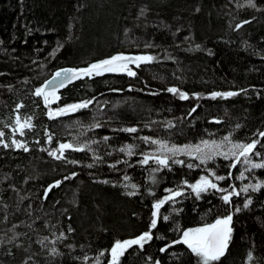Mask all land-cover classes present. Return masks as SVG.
<instances>
[{
  "label": "trees",
  "instance_id": "obj_1",
  "mask_svg": "<svg viewBox=\"0 0 264 264\" xmlns=\"http://www.w3.org/2000/svg\"><path fill=\"white\" fill-rule=\"evenodd\" d=\"M253 3L0 0V264H109L116 241L148 231L153 239L127 249L120 264H199L186 245L174 242L230 214L232 238L217 264H264V188L233 195L230 204L221 199L226 193L212 189L197 199L185 181L206 174L186 167L190 157L170 158V169L159 171L153 161L140 163L145 137L180 145L257 140L264 162V0ZM118 54L153 59L130 65L135 76L105 73L75 81L57 91L61 99L50 107L91 101L88 107L47 117L34 91L54 72ZM214 92L238 95L212 99ZM17 115L31 118L24 135L13 133ZM13 139L28 151L11 146ZM62 143L84 150H65L63 159L48 154ZM126 145L134 148L129 159L121 151ZM210 167L225 177L214 183L238 191L240 166ZM250 176L264 184V168ZM169 189L184 195L164 203L150 229L153 205Z\"/></svg>",
  "mask_w": 264,
  "mask_h": 264
},
{
  "label": "snow or ice",
  "instance_id": "obj_2",
  "mask_svg": "<svg viewBox=\"0 0 264 264\" xmlns=\"http://www.w3.org/2000/svg\"><path fill=\"white\" fill-rule=\"evenodd\" d=\"M248 6L256 7L253 3V0H248ZM153 59L151 56H125L122 54L114 55L108 59H104L102 61L93 63L89 65L87 68L83 69H64L62 71H57L54 76L46 81L41 87H38L34 91V95L42 99L45 108L48 109L47 115L49 119H54L58 116H63L69 112H75L83 108H87L91 101H84L77 104L67 105L65 107H60L56 110H53L50 106L54 103H57L61 97L57 95L58 89L66 87L68 84H71L75 80L83 79L85 77L91 78L92 76H101L105 73H126L129 76H135L136 73L132 71L129 67L130 64H136L139 67L141 62H150ZM169 92L173 94H178L181 100H187L188 94L182 91H179L176 88H169ZM238 95L235 92H227V93H217L214 92L211 94V98L215 99L218 96L222 98H227L231 96ZM199 98V97H197ZM23 107V105H18V108ZM193 108L191 111H195ZM218 122V121H217ZM170 123V122H169ZM95 127H99V125H94ZM170 126L171 123H170ZM33 127L31 123V118H24L23 120L19 115L15 118V128L13 129V133H19L20 135H24L25 129H31ZM127 132H136L135 128H127L123 129ZM4 136L3 132H0V138ZM261 137H264V132L260 133ZM107 139V138H105ZM146 141L149 138H144ZM51 141V137L49 136V142ZM224 141L231 144V147L227 152H221L219 149L222 147V144H217L215 141L211 143L207 140H204L199 145H186L183 148H177L175 146L169 148L166 143L151 140L150 142L153 144H158L160 149V155L156 154H147L143 156V159L140 161L141 164L147 165L149 161H153L159 167L156 171H159L160 168H169V160L170 156L165 153H171L172 156L177 154H184L189 156L191 159L199 160L200 164H206L208 161L215 159L216 156H223L224 159H232L235 158V163L230 164L229 167H235L236 163L240 162V158L243 157V162L245 164L250 163V156L255 152L257 148V144L259 141L253 140L251 143H232L229 137H224ZM5 148L10 145L5 143L3 145ZM11 146H15L17 149H24V151H28L25 144L22 142H18L13 139L11 141ZM264 147V145H261ZM71 149L72 151H83V146H74L69 143H62L59 145L58 149L55 151H49V155L53 156L55 159H63L65 150ZM121 151H127L128 155L133 154V149L131 146L127 147V149L122 148ZM59 153V155H57ZM259 155V153H256ZM174 164L185 165V162L178 159H172L171 161ZM92 165H89L91 167ZM198 165H194L191 163L186 164V167L192 169L197 167ZM251 168H264V162L262 163H251ZM210 175L214 176L216 180H224L223 176H216L215 173H211ZM185 185L191 189V192L195 194L196 198L199 199L202 194H205L209 191V189L215 190L216 192L226 193L221 196V199L225 204L231 203V197L233 195H239V192H228L227 189L220 188L217 183H214L212 179H209L208 176H202L196 183L189 184L185 181ZM59 182L51 187H58ZM51 187L49 190H51ZM133 189H136V185H131ZM253 191H259L261 188H264V184L257 183L256 185L251 186ZM241 192L247 193L248 187L242 188ZM137 192L134 190L129 192L128 195H136ZM184 195L182 191L171 192L168 197L164 200H160L153 205L155 209L152 213L153 219L150 222V229H155L157 227L158 219L160 218V209L164 203L167 201H174L176 197ZM251 200L249 199L244 205V208H248ZM241 209L239 207L236 208V211L239 212ZM168 216H163V220H167ZM233 216L227 215L222 218H217L214 223L207 224L204 227L189 229L183 232L182 238L174 243H180L186 245L187 248L194 254L199 261V264H217L220 261L221 257H223L228 249L229 242L232 238L233 228H232ZM153 239V234L151 231L145 232L141 234L139 237L126 240V241H116L114 246L110 249L111 261L110 264H120V258L124 256L127 249L135 246H139V248H143L146 243ZM165 249H161L164 251ZM55 251V250H53ZM103 255V253H101ZM159 264V262H157Z\"/></svg>",
  "mask_w": 264,
  "mask_h": 264
},
{
  "label": "rangeland",
  "instance_id": "obj_3",
  "mask_svg": "<svg viewBox=\"0 0 264 264\" xmlns=\"http://www.w3.org/2000/svg\"><path fill=\"white\" fill-rule=\"evenodd\" d=\"M130 65H136V64H130ZM130 65H129V67H130ZM133 71V70H132ZM230 138V137H229ZM151 140H156V141H160V142H163V143H166L167 145H168V147L169 148H171V147H173V146H175V147H177V148H183L184 146H186V145H199V144H201V142H199V143H196V144H182V145H180V144H172V143H169V142H167V141H164V140H160V139H153V138H149V140L148 141H146L145 139H144V144H145V146H146V149H145V151H144V153L147 155V154H156V155H160V149H159V145L158 144H153V143H151L150 141ZM230 140H231V138H230ZM207 141H209L210 143L212 142V141H215L217 144H222V147L219 149V151H221V152H227L228 150H229V148L231 147V144H229L228 142H226V141H224V138L223 139H220V140H207ZM231 142L232 143H237V142H235V141H233V140H231ZM129 146H131V145H126L125 147H124V149H127V147H129ZM132 147V146H131ZM132 149H133V154L130 156V155H128V153H127V151H123V154L125 155V157L127 158V159H129V158H131L133 155H134V148L132 147ZM256 153H259V152H257V151H255L251 156H250V163L249 164H245L244 162H243V160H244V158L243 157H241L240 158V162L239 163H236V165H238V166H240V168H241V171H240V173L238 174V176H237V189H238V191L237 192H239L240 194H241V196H243V197H246V196H248V193H250V192H255V191H253L252 190V187L251 186H253V185H256L257 183H260V184H263V182L262 181H260V180H257V179H255L254 177H251L250 176V173L253 171V170H255V169H258V168H251V163H262V158H261V155H260V153H259V155H257ZM166 155H168V156H170L171 158H173V157H180V156H187V155H184V154H177V155H175V156H172V154L171 153H165ZM189 157V156H188ZM219 161H223V162H225L224 164H226V165H230V164H233V163H235V158H232V159H228V160H226V159H224L223 158V156H216L215 157V159H213V160H211V161H208L206 164H200V162H199V160H196V159H191L190 161H189V163H191V164H194V165H198L197 167H194V168H192V169H195V168H197V169H201V171H203L206 175H203V176H208L209 177V179H212V181H216V182H218V183H223L224 181H225V179L224 180H216L215 179V177L214 176H212V175H210L211 173H215V175L216 176H219V175H217V170H215L214 168H212V167H210V165H224V164H222L221 162H219ZM154 163V162H153ZM224 177V176H223ZM245 187H248V191H247V193H245V192H241L240 190L242 189V188H245ZM168 192H172L173 190H171V189H169V190H167ZM170 195V194H169ZM249 200V199H248ZM248 200H246V202L248 201ZM202 227H204V226H202ZM199 228V227H198ZM94 264H98V262H95Z\"/></svg>",
  "mask_w": 264,
  "mask_h": 264
},
{
  "label": "water",
  "instance_id": "obj_4",
  "mask_svg": "<svg viewBox=\"0 0 264 264\" xmlns=\"http://www.w3.org/2000/svg\"><path fill=\"white\" fill-rule=\"evenodd\" d=\"M128 56L135 57V55H128ZM64 69H75V68H69V67H66V68L59 69V70H57V71H62V70H64ZM79 69H83V68H79ZM57 71H56V72H57ZM56 72H54L53 75H52L48 80H50V79L54 76V74H55ZM48 80H47V81H48ZM75 81H77V80H75ZM75 81H74V82H75ZM45 82H46V81H45ZM45 82H44V83H45ZM74 82H72L71 84H68L66 87L72 85ZM64 88H65V87H64ZM61 89H63V88H61ZM61 89H58V91L61 90ZM47 117H48V115H47ZM58 117H60V116H58ZM58 117H56V118H58ZM48 118H49V117H48ZM56 118H54V119H56ZM54 119H50V120H54ZM110 261H111V260H110ZM109 264H110V263H109Z\"/></svg>",
  "mask_w": 264,
  "mask_h": 264
}]
</instances>
